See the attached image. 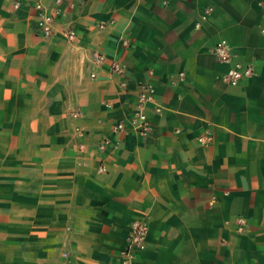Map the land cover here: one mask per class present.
<instances>
[{"label":"crops","instance_id":"crops-1","mask_svg":"<svg viewBox=\"0 0 264 264\" xmlns=\"http://www.w3.org/2000/svg\"><path fill=\"white\" fill-rule=\"evenodd\" d=\"M35 1L0 0V264H120L141 221L133 264H264V0H62L49 38Z\"/></svg>","mask_w":264,"mask_h":264},{"label":"built area","instance_id":"built-area-1","mask_svg":"<svg viewBox=\"0 0 264 264\" xmlns=\"http://www.w3.org/2000/svg\"><path fill=\"white\" fill-rule=\"evenodd\" d=\"M11 9L16 11L19 9L21 5V0H7ZM78 2H82L83 0H77ZM54 4V8L51 11H48L40 0H36L34 4L31 6L32 9L36 12L35 15V23H36V32L38 35L42 37L49 38L54 33V25L56 23V18L58 17V7L60 6L62 0H52ZM210 11L209 8L205 9L202 19H205L206 14ZM102 24L99 25L101 27ZM264 32V29H262ZM62 36L67 42H73L76 38L75 30L72 26H67L61 31ZM215 57L221 62L230 65L227 70L224 80L230 86H237L238 83L244 78L249 76L252 71L250 67H243L240 63L234 62L232 60L231 50L224 40L218 41L212 49ZM104 58L99 53L94 52L92 56V62L95 65H99L103 62ZM111 70L115 73H121L122 67L117 63L113 62L111 64ZM91 77H94L92 74ZM153 95L154 88L151 85L144 84L140 87L136 110L134 111L132 118L130 119V126L139 134H147L151 131V128L148 124L145 110L149 104H153ZM73 118L78 117V113L74 112L71 114ZM124 130L123 122H119L112 127V132L114 134H119ZM75 132L77 136L84 137L85 132L76 127ZM79 149H83V145L79 144ZM100 151L105 149V144H100L98 146ZM99 173L105 172L104 167L100 166L98 168ZM245 221L241 218L236 221V230L237 232H242ZM145 235H146V223L145 222H134L131 226L128 242L126 249L124 251V257L120 264H133V253L137 250H143L145 247Z\"/></svg>","mask_w":264,"mask_h":264},{"label":"rangeland","instance_id":"rangeland-1","mask_svg":"<svg viewBox=\"0 0 264 264\" xmlns=\"http://www.w3.org/2000/svg\"><path fill=\"white\" fill-rule=\"evenodd\" d=\"M69 114H70V116H71V113H69ZM14 122H15V119H14ZM14 122H13V123H14Z\"/></svg>","mask_w":264,"mask_h":264}]
</instances>
